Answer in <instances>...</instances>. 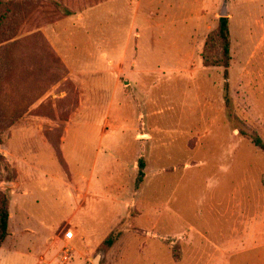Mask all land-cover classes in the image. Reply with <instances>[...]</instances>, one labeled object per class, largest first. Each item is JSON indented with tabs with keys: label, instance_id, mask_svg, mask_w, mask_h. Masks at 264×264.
Here are the masks:
<instances>
[{
	"label": "rangeland",
	"instance_id": "obj_1",
	"mask_svg": "<svg viewBox=\"0 0 264 264\" xmlns=\"http://www.w3.org/2000/svg\"><path fill=\"white\" fill-rule=\"evenodd\" d=\"M224 8L227 77L203 62ZM3 15L0 145L18 159L0 153V192L10 205L3 184L42 171L63 187L42 199L82 207L56 262L223 264L264 241V0H0Z\"/></svg>",
	"mask_w": 264,
	"mask_h": 264
},
{
	"label": "crops",
	"instance_id": "obj_2",
	"mask_svg": "<svg viewBox=\"0 0 264 264\" xmlns=\"http://www.w3.org/2000/svg\"><path fill=\"white\" fill-rule=\"evenodd\" d=\"M24 138L23 142L28 144L30 139L27 140L25 136ZM6 145H0V153L12 161L17 160L15 154H13V158L10 157L12 155ZM26 158L30 159V156ZM10 159L7 161L11 162ZM25 170L23 174L18 170L19 183L3 184L5 190L11 189L14 197L10 200L9 205L10 233L0 247V264H59L56 262L55 254L57 248L65 241L63 236L62 239L57 237L58 227L64 220L79 222L76 220V216L82 207L76 206L77 203L71 200L69 204H72L76 209L71 207L61 215L63 208L65 210L61 200H58L57 196H53L55 193L51 196L45 195L42 199V192L62 190V185L47 173ZM18 189L22 194L16 196L15 193ZM58 201L60 203L57 205ZM22 235H27L25 243H23ZM29 237L35 238L34 243L29 240ZM260 239L249 235L242 246L243 248L240 247L237 251L232 252L223 264H264V241ZM38 248L41 254L34 259L33 263L29 262L33 258L30 253Z\"/></svg>",
	"mask_w": 264,
	"mask_h": 264
},
{
	"label": "trees",
	"instance_id": "obj_3",
	"mask_svg": "<svg viewBox=\"0 0 264 264\" xmlns=\"http://www.w3.org/2000/svg\"><path fill=\"white\" fill-rule=\"evenodd\" d=\"M6 24H10L9 16H0V44L3 43V28ZM230 40H229V27L228 20L226 18H220L216 31L210 33L206 39L204 45V65L207 67L222 66L224 69V76H228V69L230 64ZM252 142L256 147L264 150V145L257 138L253 137ZM143 168V165L140 166ZM264 184V179H263ZM8 225H9V203L8 199L0 192V247L8 236ZM106 245H111L113 239L111 236L107 237L105 241Z\"/></svg>",
	"mask_w": 264,
	"mask_h": 264
},
{
	"label": "built area",
	"instance_id": "obj_4",
	"mask_svg": "<svg viewBox=\"0 0 264 264\" xmlns=\"http://www.w3.org/2000/svg\"><path fill=\"white\" fill-rule=\"evenodd\" d=\"M73 238H74V234H73L72 231H68V232H66V233L64 234V236H63V240H64L65 242H70Z\"/></svg>",
	"mask_w": 264,
	"mask_h": 264
},
{
	"label": "water",
	"instance_id": "obj_5",
	"mask_svg": "<svg viewBox=\"0 0 264 264\" xmlns=\"http://www.w3.org/2000/svg\"><path fill=\"white\" fill-rule=\"evenodd\" d=\"M225 7V6H224ZM226 16V10L224 8V10H222V13H221V18H225ZM99 256H97L95 259H94V264H99Z\"/></svg>",
	"mask_w": 264,
	"mask_h": 264
}]
</instances>
